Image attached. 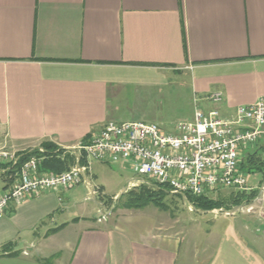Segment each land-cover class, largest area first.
<instances>
[{
  "label": "crops",
  "instance_id": "0c3cea01",
  "mask_svg": "<svg viewBox=\"0 0 264 264\" xmlns=\"http://www.w3.org/2000/svg\"><path fill=\"white\" fill-rule=\"evenodd\" d=\"M148 92L178 107L174 123L196 107L232 119L264 99V0H0V153L49 143L71 170L66 150L109 121H141L126 105ZM217 92L222 102L209 101ZM242 158L246 189L214 193L220 208H195L215 216L209 227L190 220L179 233L142 210L108 211L143 179L110 195L98 173L111 165L93 162L83 183L93 215H69L64 192L11 203L0 264H264V133Z\"/></svg>",
  "mask_w": 264,
  "mask_h": 264
},
{
  "label": "built area",
  "instance_id": "2783aa9c",
  "mask_svg": "<svg viewBox=\"0 0 264 264\" xmlns=\"http://www.w3.org/2000/svg\"><path fill=\"white\" fill-rule=\"evenodd\" d=\"M220 103V92L208 96ZM264 133V99L240 106L228 119L219 111L196 107L192 121L177 122L173 132L144 121H109L100 132L75 149L78 164L71 170L49 173L42 169L44 158L31 156L18 171L16 154L3 151L7 166L0 169L6 187L0 194V221L11 203H22L48 193L70 190L83 184L93 162L134 164L135 172L148 185L167 187L172 194L207 197L221 190L243 191L249 174L242 169V152ZM44 152L43 149H40ZM264 219V212L261 214Z\"/></svg>",
  "mask_w": 264,
  "mask_h": 264
},
{
  "label": "rangeland",
  "instance_id": "374dc122",
  "mask_svg": "<svg viewBox=\"0 0 264 264\" xmlns=\"http://www.w3.org/2000/svg\"><path fill=\"white\" fill-rule=\"evenodd\" d=\"M127 111L141 121L151 120L152 123L157 124L163 130L168 132H173L174 120L178 115V107L172 106L163 99L153 96L149 92L129 101L126 105ZM149 121V122H151ZM138 175L135 172L134 164L130 162L111 165L107 167V170L102 173H98V183H103L107 187V193L113 195L118 190V183L124 182L127 184V181L137 178ZM122 194H120L116 201L108 202V211L115 207L114 210H142L145 214H150L157 218L160 223V226L164 229H170L174 233H179L183 231H188L191 229L193 220L200 221V226L204 228L209 227V221L212 220L215 216L211 213L204 215L203 219H200L198 211L195 209L194 205L192 206L188 203L184 197L174 195L169 193L164 200L161 201L163 205H158L155 202H143L137 201L136 207L133 209L127 208L128 201L133 197V193L139 194L140 190L144 187H147L148 190H154L153 185H148L142 182H133ZM86 185L82 184L79 188L68 191V194L65 191L63 195H70V200L68 201L71 209L67 211L69 215H93L94 210L98 208V205L92 199H89L91 195L87 194ZM4 187L3 181L0 180V192ZM231 191L226 190L221 192L223 194L222 198L227 197ZM63 196V198H65ZM118 208V209H117ZM200 214V213H199ZM68 215V214H67ZM223 215V214H222ZM197 218V219H196ZM193 225L195 223L193 222Z\"/></svg>",
  "mask_w": 264,
  "mask_h": 264
},
{
  "label": "trees",
  "instance_id": "16d2710c",
  "mask_svg": "<svg viewBox=\"0 0 264 264\" xmlns=\"http://www.w3.org/2000/svg\"><path fill=\"white\" fill-rule=\"evenodd\" d=\"M42 149L44 152H41L40 149L33 150L31 152H22L19 154V162L17 163L16 166H14V170L18 171L21 167V165L28 160L31 156H36L40 158H45L43 160L42 164V169L45 172L49 173H61L64 171L69 170L71 166V159L67 158L69 157L68 155L66 156V159L62 160V154L63 150L59 149L57 146L53 144L46 143L42 146ZM256 165H263L262 163H259L260 160L254 161ZM243 169V167H242ZM261 169V167H260ZM139 194L133 193V197L130 198L128 201V206L127 208H137L136 204L137 201H142L146 202H155L158 205H163L161 203L164 198L171 193V191L167 187H161V186H154L153 192L148 190L147 187H144L143 189L140 190ZM188 201L194 205V207L198 210H203V211H211L214 209H218L221 207V203L211 200L207 197H188ZM118 209V208H117Z\"/></svg>",
  "mask_w": 264,
  "mask_h": 264
}]
</instances>
